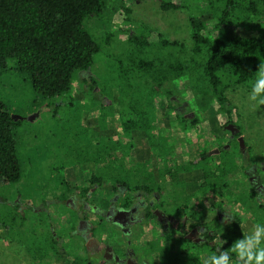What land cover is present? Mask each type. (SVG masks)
Segmentation results:
<instances>
[{
  "label": "rangeland",
  "instance_id": "rangeland-1",
  "mask_svg": "<svg viewBox=\"0 0 264 264\" xmlns=\"http://www.w3.org/2000/svg\"><path fill=\"white\" fill-rule=\"evenodd\" d=\"M181 3V9L164 11L160 6L161 0H107L103 13L90 15L84 21L85 28L99 46L94 63L88 70L91 81L83 84V76L76 73L70 91L63 95L47 97L38 93L30 74L20 71L16 59L8 60L5 70L0 74V99L8 107L11 116L22 119L14 130L22 178L11 184L0 180V264H47L36 247L37 239H40V226L44 230L43 235L55 233L63 236L68 230L59 217L64 207L56 208L48 188L41 189L45 191L43 204L37 201L38 183H44L39 166L46 164L41 159L53 155L56 146L60 147L62 154L68 152L73 159L83 160L94 150L100 149L104 138L108 136L118 133L125 140L121 122L128 118L137 122L141 117L158 127V132L154 133L160 138L173 135L174 140L185 143L186 138L179 130L183 125L176 119V111L189 110L200 114L203 118L201 129L215 128L217 124H211L209 118L202 116L195 100L197 96L192 91V87L200 81L197 64L201 59L197 57L195 63L191 62L192 75L174 81L175 85H179L178 94L184 104L177 107L176 111L170 110L168 116L157 115V107L163 104V94H150L151 86L163 80L162 69L168 63L179 65L184 62V52L160 45L146 50L144 46L130 40L132 31L141 39L147 32L140 27L152 28L171 41L183 43L186 50L191 52L194 43L190 16L203 15L209 20L215 19L208 10L207 0H181ZM126 9L130 10L128 15ZM139 64L145 66L143 71L135 67ZM153 75L157 77L156 81ZM162 86L163 91L166 90L167 82L164 81ZM226 93L231 103L238 108L234 109V119L253 148L258 174L264 181V169H260L264 168V106H254L255 101L249 100L251 90L247 87L238 86ZM219 122H224L223 118L219 117ZM141 135L135 134L140 145L135 151L140 149L142 152V155L135 154V159L156 158L158 155H145L147 142L139 138ZM190 136L196 138V135ZM38 146L42 148L40 152L36 149ZM180 147L185 150L182 145H179V150ZM113 155L115 159L122 157L121 148ZM117 166L119 169L122 166L128 169L129 163L127 160L123 164L117 161ZM93 168L96 169V163H93ZM81 169V166L76 167L78 171ZM246 199L248 202V191ZM251 206L249 204L247 220L243 225V233L247 234L253 232L256 224L262 225L257 219L259 216L250 210L253 209ZM36 207L40 208L34 210ZM47 212H51L49 216ZM256 212V215H263L261 210ZM56 261L59 264H75L70 259Z\"/></svg>",
  "mask_w": 264,
  "mask_h": 264
},
{
  "label": "trees",
  "instance_id": "trees-1",
  "mask_svg": "<svg viewBox=\"0 0 264 264\" xmlns=\"http://www.w3.org/2000/svg\"><path fill=\"white\" fill-rule=\"evenodd\" d=\"M207 1L208 10L215 20L212 21L211 18L209 20L203 15L190 16L194 43L191 52L186 50L183 43L171 41L152 28L140 27L147 32L141 39L130 30L132 31L130 40L144 46L143 49L146 50L154 45H160L163 48L175 47L184 52V62L179 65L168 63L162 69L163 80L151 86L150 94L155 95L159 92L163 94V104L157 107V115L168 116L170 110L184 104L178 94L179 85L178 83L175 85L174 81L192 75L191 62L195 63L197 57L201 59L197 64L201 83L199 81L192 87L193 90L190 89L197 96L195 100L202 111V116L209 118L211 124H219L218 127L214 126L216 135L213 137L223 139L229 132L226 125L237 123L233 114L234 109H238L231 103L226 91L238 86L251 90L256 80V66L260 60H264V0ZM106 4L107 0H0V74L5 70L8 60L16 59L20 71L30 74L35 91L47 97L69 92L76 73L83 76V84H88L91 81L88 70L94 63L99 46L85 28L84 21L90 15L103 13ZM160 6L164 11L183 7L181 0H161ZM126 12L128 15L130 10L126 9ZM135 67L139 71L145 69V66L140 64ZM152 78L156 81L157 77L153 75ZM164 81L167 82V88L163 91ZM175 116L187 130L203 122L200 114H194L189 110L176 111ZM219 117L223 118L222 124ZM21 120L14 119L0 99V180L7 184L19 182L22 178V164L14 131ZM121 127L125 140L121 137L119 139L123 143L112 137L104 138L102 147L82 158L83 161L92 159L97 163L101 162L105 169L112 166V163L117 165V161L125 163L129 155H142L140 149L139 152L135 151L140 146L135 136L138 133H142L139 138L147 142L145 155L166 154L162 138L154 133L158 132V127L150 120L141 117L135 122L128 118L121 122ZM227 141L229 147L220 150L221 163L215 172L204 169L205 183L203 182L202 187L209 185L215 189L228 187L225 176L231 174L237 167L234 156L243 154L241 150L244 148L248 168L256 164L253 148L248 141L244 148L238 146L236 139ZM119 147L122 150V157L113 159L112 151ZM210 157L209 152L203 151L199 162L208 161ZM108 170L113 169L111 167L105 169L106 172ZM126 172V167L122 166L119 169L118 181L120 185L128 188L133 185ZM112 179L114 178L110 176L107 178L106 174L100 178L94 176L87 185L90 188L95 182H101L106 187L107 181L111 180L116 191L118 187L116 181ZM212 180L214 181L211 182ZM137 187H144V184H137ZM257 197L258 191L248 181V206L252 205L253 209L250 210L255 216H259L257 219L264 225V202L258 201ZM255 210H261L263 215H256ZM240 223V219L231 223L230 233L224 236V239L229 241L227 247L231 248L234 241L243 238L239 230ZM230 255L232 261L238 264L236 254L230 252ZM63 260L66 259L61 258L59 261ZM188 264H204V261L192 260Z\"/></svg>",
  "mask_w": 264,
  "mask_h": 264
},
{
  "label": "flooded vegetation",
  "instance_id": "flooded-vegetation-1",
  "mask_svg": "<svg viewBox=\"0 0 264 264\" xmlns=\"http://www.w3.org/2000/svg\"><path fill=\"white\" fill-rule=\"evenodd\" d=\"M200 127L189 130L180 127L185 143L174 140L173 135H164V155L141 160L129 155L126 173L133 186L128 188L118 181L117 165L112 163L108 167L113 170L106 172L108 167L104 169L103 163L73 159L56 146L53 155L41 159L46 164L39 166L44 183H38L37 201L43 204L45 191L41 189L48 188L56 208L64 207L59 217L68 230L63 236L43 235L40 226L36 247L42 259L47 264H59L56 260L61 258L75 264H188L192 260L205 261L220 251L230 252L224 236L237 219L241 220L239 230L243 236L248 181L258 191L257 200L262 202L264 181L258 174L257 161L248 168L244 148L247 139L238 123L226 125L229 132L223 139L213 137L216 135L213 126ZM116 134L111 137L119 141ZM229 139L238 140V146L244 149L243 154L233 155L237 167L225 176L228 187H202L204 169L215 172L221 163L220 150L229 147ZM179 145L185 150L182 147L179 150ZM36 149L42 150L40 146ZM118 150L113 149L112 154ZM203 151L211 157L199 162ZM93 163H97L96 169ZM80 166L82 169L76 170ZM103 174L114 178L116 191L111 180L106 187L95 182L88 188L87 183L94 176L100 178Z\"/></svg>",
  "mask_w": 264,
  "mask_h": 264
},
{
  "label": "clouds",
  "instance_id": "clouds-1",
  "mask_svg": "<svg viewBox=\"0 0 264 264\" xmlns=\"http://www.w3.org/2000/svg\"><path fill=\"white\" fill-rule=\"evenodd\" d=\"M249 100L255 101L256 107L264 106V60H260L256 66V80ZM230 252L236 254L238 264H264V225L256 224L251 234L243 233L242 239L233 242ZM230 252L212 254L204 264H233Z\"/></svg>",
  "mask_w": 264,
  "mask_h": 264
},
{
  "label": "water",
  "instance_id": "water-1",
  "mask_svg": "<svg viewBox=\"0 0 264 264\" xmlns=\"http://www.w3.org/2000/svg\"><path fill=\"white\" fill-rule=\"evenodd\" d=\"M14 119H18V117H16V116H12ZM30 119H32V117L30 118Z\"/></svg>",
  "mask_w": 264,
  "mask_h": 264
}]
</instances>
